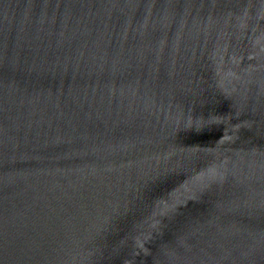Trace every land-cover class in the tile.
I'll return each instance as SVG.
<instances>
[{"label":"water","instance_id":"1","mask_svg":"<svg viewBox=\"0 0 264 264\" xmlns=\"http://www.w3.org/2000/svg\"><path fill=\"white\" fill-rule=\"evenodd\" d=\"M0 264H264V0H0Z\"/></svg>","mask_w":264,"mask_h":264}]
</instances>
